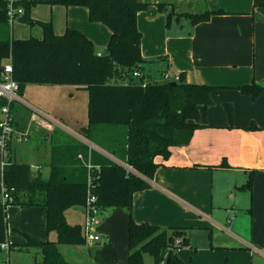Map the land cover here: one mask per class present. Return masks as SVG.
Wrapping results in <instances>:
<instances>
[{
  "label": "trees",
  "instance_id": "trees-1",
  "mask_svg": "<svg viewBox=\"0 0 264 264\" xmlns=\"http://www.w3.org/2000/svg\"><path fill=\"white\" fill-rule=\"evenodd\" d=\"M37 4L86 7L88 20L102 23L109 31L103 53L96 54L93 42L77 29L66 28L62 34H55L51 23L31 19L29 11ZM17 5L23 10L18 20L40 26L42 38L14 40L6 31L0 37V79L5 61L10 59L12 77L19 86V97L28 84L73 85L85 89L88 92V127L83 130L85 138L104 149L90 139L92 129L109 126L107 128L115 131L122 128L121 139L112 140L105 146L117 156L118 162L131 171L94 151L90 152L89 158L92 165L99 166V177L93 181L95 188L92 191L98 207L103 210L120 208L128 214L126 248L129 255L126 264H144V254L153 258V264L166 263L167 259L166 264H188L177 257V252L189 245L190 229L135 223L131 215L132 197L134 193L150 188L149 181L159 166L155 163L156 157L167 159L170 148L189 143L199 127L200 108L205 109L212 104L211 93L216 88L186 83L182 73L179 74L180 81L165 83L132 76L134 71H142L144 64L137 14L147 8L148 2L18 0ZM220 13L223 11L185 13L182 16L192 24H198ZM167 19L169 23L170 14ZM7 26L5 5L0 0V32ZM237 90L254 99L264 91V87L252 82ZM10 107L15 113L20 106L12 102ZM79 154L83 161L88 159L87 149L83 146L73 148L64 145L53 150L47 178L34 175L26 163L12 161L8 153L0 170V182L15 189L14 200L10 204L21 208H44L46 231L56 234L54 241L25 235L20 246L34 248L42 256L41 261L34 264H70L62 257L59 246H80L85 242L82 226L69 224L65 218L68 209H83L85 205L86 169L82 161L77 160ZM255 173L250 172L245 184L238 189L251 193ZM10 204L0 205V245L7 242L6 207ZM0 253L3 254L1 249Z\"/></svg>",
  "mask_w": 264,
  "mask_h": 264
},
{
  "label": "crops",
  "instance_id": "crops-1",
  "mask_svg": "<svg viewBox=\"0 0 264 264\" xmlns=\"http://www.w3.org/2000/svg\"><path fill=\"white\" fill-rule=\"evenodd\" d=\"M140 1L148 2L146 9L157 17L165 15L168 8L175 5L184 8L185 13L219 10L223 13L198 24L175 17L177 22L187 20L190 26L187 36L183 34L178 42L175 41V55L188 69H192L189 59L193 60L197 72L193 75L181 70L174 74L182 73L186 83L200 82L216 89L211 93L212 104L200 108L199 127L189 143L170 148L167 159L155 158L159 166L149 181L150 188L133 194L132 219L137 224L148 223L162 228H189L188 239L195 230L207 228L228 233L227 229L233 228L234 222L226 219L239 211L242 192H248L238 187L245 184L250 172L255 171L247 208L253 218L252 234L243 242L253 251L260 252L259 246H264L259 235V231L264 232V91L253 99L237 88L252 82L264 87V0ZM157 62L163 65L159 76L171 72V64L165 56L159 57ZM140 74L153 80L159 78L145 74L143 64ZM64 97L69 99L68 103ZM21 100L22 105L14 113L16 125L19 129L29 126L34 138L12 139L7 151L9 159L21 163L18 153L22 149L32 173L43 178L42 167L46 165L49 170L54 147H63L61 141L65 136L74 140L73 148L85 147L88 158L94 151L108 159L103 149L88 141L83 133L88 127V92L85 89L73 85L28 84ZM64 111H70L69 118L63 116ZM54 137L58 142H54ZM79 155L77 160L81 161ZM112 210L110 218L118 222L119 228L126 229L127 212L120 208ZM16 212L14 224L21 217L28 223L33 219L39 222L38 233L33 234L30 230L29 237L42 240L43 233H47L45 209L18 207ZM8 237L7 231L6 240ZM14 243L24 242L20 239L7 242L8 246ZM192 250L189 246V253ZM180 253L178 250L177 257L182 262L192 264L191 259ZM231 264L249 263L232 260Z\"/></svg>",
  "mask_w": 264,
  "mask_h": 264
},
{
  "label": "rangeland",
  "instance_id": "rangeland-1",
  "mask_svg": "<svg viewBox=\"0 0 264 264\" xmlns=\"http://www.w3.org/2000/svg\"><path fill=\"white\" fill-rule=\"evenodd\" d=\"M168 11L169 12L165 15L162 14L158 17L151 14L147 9L138 13L137 24L142 34L141 56L145 61L143 64V71L145 74H150L152 78L158 77L160 71L163 69V65L161 62H157V59L165 56L171 64L170 76L175 72H181V70H186V74H190L191 72L193 75H196L197 69L193 60L189 59L192 69H188L181 64L178 55H175L177 51L174 45L175 41L178 42L179 37L183 34L187 36L190 29L187 20L179 19V22H177L175 19V17H183L182 15L185 14L184 8L175 5V7H169ZM169 14L171 15V19L168 23L167 17ZM29 16L34 21L51 23L53 32L57 34L63 33L66 28L79 30L92 40L96 54L103 53L109 40V31L106 26L102 23L90 22L88 20L87 8L84 6L65 8L60 5L50 7L46 4H37L31 7ZM6 31L9 34V38L14 40H24L29 37L42 38V29L40 26L29 25L19 20H15L12 25H8L6 29L2 28L0 37L3 36ZM198 84L201 83L199 82ZM67 100L69 101V99L64 97V101L68 103ZM17 104L22 105L21 103ZM63 113L65 118H69L70 111H64ZM100 127L102 128L92 129V137H90V139L97 141V144L103 146V151L106 157H108V160L119 164L117 162V156L115 157L112 155V151H109L105 145H108L112 140L121 139L122 132L120 133V131L122 128L119 127L117 130L112 131L110 128H107L109 126ZM33 134L29 132V137H31V139L34 138ZM53 140L54 142H58L55 137ZM61 143L69 147L74 144V140L65 136ZM57 149L60 148L54 147V150ZM20 151L21 152L18 153L20 156L18 160L21 163H25L27 160V158H25V152L22 149ZM41 171L43 172V178H47L49 171L48 167L46 165L43 166ZM242 193L243 196L241 195L239 200V211L229 215V219H226L228 222H234L233 228L227 229L230 234L222 229H220V231L213 230L212 228L195 230L189 236V245L180 249L181 256H184L186 259H191L192 264H231L232 260H238V262L239 260H245L249 264H264V246L258 245L260 247V252H256V250L253 251L243 242V239L248 240L251 237L253 218L247 211L251 200L250 193L245 191ZM18 207L19 206L11 204L6 207L7 231L9 232L7 242L9 241L10 243L16 242L19 239L24 242L25 235L31 236L32 232L30 230H33V234H37L39 231V222L34 219L31 223H28L25 218L21 217V220H19V218L16 220L17 224L13 223V219L16 218L15 215H17L16 211H18ZM75 209L77 208L69 209L66 212V220L69 224H80L83 226V210L82 208H78V210ZM112 211V209H99L98 211L96 226L92 227V234L97 235L100 239L99 241H91L85 238L84 244L80 246H59L62 257L68 263H127L129 255L126 248L128 223H126V229L122 227L119 228L118 222L110 218ZM259 235L264 241V232H262V230L259 231ZM13 237L16 238L14 239ZM55 239V232L45 233V235L43 233L42 241ZM96 243L99 245H95ZM20 245L21 244L17 243L10 244L8 254L4 252L3 254L0 253V264H3L6 258H8V264H34L35 262L41 261L42 256L38 251L34 248H24ZM189 246L193 248L190 253ZM243 256L246 259H244ZM143 260L144 264H153V258L147 254L143 255Z\"/></svg>",
  "mask_w": 264,
  "mask_h": 264
},
{
  "label": "built area",
  "instance_id": "built-area-1",
  "mask_svg": "<svg viewBox=\"0 0 264 264\" xmlns=\"http://www.w3.org/2000/svg\"><path fill=\"white\" fill-rule=\"evenodd\" d=\"M5 5V11L7 15L8 25H12L15 20H18L23 10L17 5L18 0H3ZM134 78L141 77L139 70H136L132 73ZM158 83L165 82H178L180 77L178 74H173L170 76V73L163 72L160 74L158 79H154ZM19 86L12 77V66L10 59L6 60L3 65L2 77L0 79V102L5 101L4 104H0V170H2L6 157L8 146L12 139H18L21 141L27 140L29 137V126L25 129H19L15 123L14 113L11 110V103H21V97L18 94ZM83 163V166L86 169V200L83 207L84 213V223H83V233L84 237L88 238L91 241H99L97 235L92 234V227L96 226V218L98 215L99 207L96 204V196L93 194V189L95 184L93 181L99 177V166L92 165L90 159L83 161L81 155L78 156ZM121 165V163H120ZM126 168V170L131 171L128 166L121 165ZM15 189L13 187L4 186L0 182V205L4 206L10 204L14 200ZM1 252H9V246L7 242L0 245ZM3 264H8V258L3 261Z\"/></svg>",
  "mask_w": 264,
  "mask_h": 264
},
{
  "label": "water",
  "instance_id": "water-1",
  "mask_svg": "<svg viewBox=\"0 0 264 264\" xmlns=\"http://www.w3.org/2000/svg\"><path fill=\"white\" fill-rule=\"evenodd\" d=\"M171 85L173 84V82L172 83H170ZM98 244V243H97ZM166 263H168V259H167V261H166Z\"/></svg>",
  "mask_w": 264,
  "mask_h": 264
}]
</instances>
